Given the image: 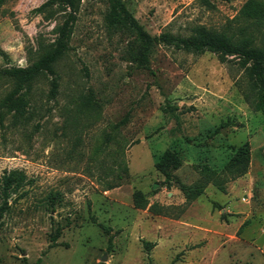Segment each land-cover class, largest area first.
<instances>
[{
	"label": "rangeland",
	"instance_id": "rangeland-1",
	"mask_svg": "<svg viewBox=\"0 0 264 264\" xmlns=\"http://www.w3.org/2000/svg\"><path fill=\"white\" fill-rule=\"evenodd\" d=\"M45 1L0 0V69L53 42ZM121 1L156 36L235 27L247 0ZM108 9L80 0L56 96L49 74L12 99L0 78V264H264V73L163 45L141 65ZM168 150L178 165L157 169Z\"/></svg>",
	"mask_w": 264,
	"mask_h": 264
},
{
	"label": "trees",
	"instance_id": "trees-1",
	"mask_svg": "<svg viewBox=\"0 0 264 264\" xmlns=\"http://www.w3.org/2000/svg\"><path fill=\"white\" fill-rule=\"evenodd\" d=\"M109 9L106 20L112 29L120 30L132 35L127 45V51L132 60L141 65L146 64L148 56L156 45L184 50L195 54L210 51L216 54L219 62H227L236 58L238 66L246 74H255L258 77L264 73V0H247L239 10L238 15L233 18L237 25H227L222 30L193 29L189 35L173 34L163 31L159 35L152 36L147 33L142 25L126 9L121 0H108ZM80 0H46L37 10L48 12L47 17L63 14V19L58 27L53 42L44 45L36 59L29 66H11L0 69V78L12 83V91L8 99H12L21 89L31 93L34 81L47 74L52 75L50 81L49 95L54 97L58 93L59 74L57 73L58 62L64 57L69 48V41L73 30V23L78 10ZM260 95L255 103L256 109L264 114V98ZM12 102L13 109L17 115L24 112V102ZM251 102V104H253ZM248 143L237 150V159H233L227 171L233 176L244 174L248 162ZM177 156L171 151H165L155 167L164 170L167 167H176ZM241 165V166H240ZM234 166H240L233 171ZM125 168V167H124ZM214 172V171H213ZM235 174V175H234ZM196 192H189L186 195L188 200L198 197L201 186L195 184ZM4 198L1 204L7 203V188H4ZM4 207L0 206V218ZM146 249L154 246L153 242L143 241Z\"/></svg>",
	"mask_w": 264,
	"mask_h": 264
},
{
	"label": "water",
	"instance_id": "water-1",
	"mask_svg": "<svg viewBox=\"0 0 264 264\" xmlns=\"http://www.w3.org/2000/svg\"><path fill=\"white\" fill-rule=\"evenodd\" d=\"M105 259V257L102 258V260Z\"/></svg>",
	"mask_w": 264,
	"mask_h": 264
}]
</instances>
